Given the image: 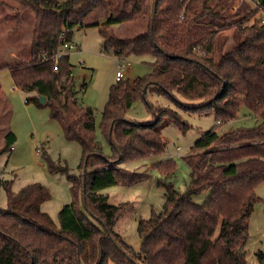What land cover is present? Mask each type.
I'll return each mask as SVG.
<instances>
[{"label":"trees","instance_id":"obj_1","mask_svg":"<svg viewBox=\"0 0 264 264\" xmlns=\"http://www.w3.org/2000/svg\"><path fill=\"white\" fill-rule=\"evenodd\" d=\"M2 6L16 13L10 26L19 29L27 10L34 23L25 59L4 61L0 70L6 69L14 88L28 94L27 103L49 110L64 138L80 146L82 160L80 173L67 177L73 202L59 211L58 228L41 210L50 198L44 186L32 183L14 193L12 181L0 177V191L7 193V209L0 208V264H247L249 219L261 202L255 189L264 181V24L256 19L264 0H0ZM137 20L147 27L141 35L123 39L112 30ZM86 28H98L103 49L119 59H155L150 75L110 88L100 128L113 148L111 158L94 141L92 109L76 102L69 56L55 58L75 30ZM227 31H232L230 39L218 37ZM148 90L201 102L186 109L212 112L217 125L235 120L241 107L259 122L251 129L218 134L216 127L201 135L184 159L190 181L182 194L166 182L173 162L154 166L164 177L158 185L166 200L160 213L138 222L141 248L135 252L113 231L122 207L100 192L147 178L119 164L162 153L161 131L167 124L186 129L166 108L154 110L151 124L125 120L126 111ZM10 109L0 85V120L6 118L7 124ZM15 142L7 129L0 156L9 157ZM42 157L51 174L67 171L46 153ZM206 191L204 203L195 204L192 197ZM256 257L264 264V252Z\"/></svg>","mask_w":264,"mask_h":264},{"label":"rangeland","instance_id":"obj_2","mask_svg":"<svg viewBox=\"0 0 264 264\" xmlns=\"http://www.w3.org/2000/svg\"><path fill=\"white\" fill-rule=\"evenodd\" d=\"M58 1L62 3L68 0ZM237 5L236 2L234 4L236 9ZM234 7L232 12L236 10ZM15 14L9 8L7 10L3 6L0 7V64L9 59L2 48V44H5L2 37L7 31L11 38L19 33L22 41L17 49L24 53V58L29 53L34 14L29 10L23 13L20 29L10 26L11 21L14 23ZM259 16L260 14L257 13L256 19ZM4 22H7L8 26ZM112 30L118 37L124 39L145 33L147 27L137 20L113 26ZM231 34L232 31H227L220 33L218 37L227 36L230 39ZM71 39L79 47V50L68 53L69 62L72 65L76 102L92 109L95 124L92 132L94 141L101 146L103 156L111 158L113 148L101 132L100 125L110 88L116 83L115 74L118 70L122 71V81L131 83L137 78L150 75L153 72L155 59L152 55H129L122 59L115 57L111 51L103 49L98 28L75 30ZM229 43L223 46L224 50ZM10 47L13 46L10 44ZM0 85L11 108L12 119L8 124L5 121L6 118L0 120V147L4 144L7 129H10L17 137L9 160L5 154L0 156V177L12 181L11 190L14 193L32 183L44 186L50 198L42 204L41 210L58 228L59 211L63 206L73 202L72 185L67 177L76 176L81 171L79 169L82 160L81 148L78 143L64 138L58 124L50 118L46 107L39 108L33 104H25L28 94L14 88L10 73L5 69L0 70ZM201 105V102L189 101L176 92L165 94L148 90L145 97L137 99L125 113L127 122L151 124L154 121V110L166 108L177 114L181 118V123L186 126V129L182 130L178 125L169 122L170 124L163 127L161 131L164 145L162 153L149 158L127 160L119 164V168L123 170L146 173L147 178L131 185L118 183L100 192L108 197L110 204L122 207L113 231L135 252H139L141 248V238L137 232L138 222L146 221L153 214L160 213L166 200L164 188L158 185V181H164V177L154 166L160 161H172L175 170L166 182H171L174 189L182 194L190 181V169L184 159L192 154L191 147L201 135L216 127L218 134L237 128L251 129L259 122L245 107H241L235 120L222 125H217L212 112H192L186 109ZM43 153H46L49 160L58 164L59 167L66 168L67 171L51 174L47 169L46 160L42 157ZM255 192L261 202L255 205L249 219V237L243 250L247 264H258L256 253L264 252V181L257 186ZM208 194V191L202 192L193 196L192 200L195 204L202 205ZM0 208L7 209V193L3 189L0 191Z\"/></svg>","mask_w":264,"mask_h":264},{"label":"crops","instance_id":"obj_3","mask_svg":"<svg viewBox=\"0 0 264 264\" xmlns=\"http://www.w3.org/2000/svg\"><path fill=\"white\" fill-rule=\"evenodd\" d=\"M4 24L8 26L7 22H4ZM20 26H19V29H20ZM2 38H3L4 43H5V44H2V48H4V54H5V56H7V58H9V59H6L5 61H9V60H12V59H25L24 58V56H25L24 53L22 54V52L19 49H17L18 48V44L22 41L21 36L19 35V33L15 37L11 38L10 34L8 35V31H7V33H5V35H3ZM10 44L13 46L12 48L10 47ZM25 104L26 105H31V103H27V102H25ZM41 108H44V107H41ZM10 121H12V119ZM58 127L60 128V131H61V127H60L59 124H58ZM14 135H15V133H14ZM15 137H16V135H15ZM16 140H17V137H16ZM9 158H10V156L8 157V160H9Z\"/></svg>","mask_w":264,"mask_h":264},{"label":"built area","instance_id":"obj_4","mask_svg":"<svg viewBox=\"0 0 264 264\" xmlns=\"http://www.w3.org/2000/svg\"><path fill=\"white\" fill-rule=\"evenodd\" d=\"M238 6V5H237ZM234 9H236V7H234ZM260 23L261 24H264V11L262 10V8H260ZM72 50H79L78 46L76 44H74L73 42H64L59 50L57 51L56 55H55V58L56 59H60V58H63L65 56L68 55V53ZM123 78V73L122 71H117L116 74H115V81L116 82H119L121 81ZM177 150H179V148H177Z\"/></svg>","mask_w":264,"mask_h":264},{"label":"water","instance_id":"obj_5","mask_svg":"<svg viewBox=\"0 0 264 264\" xmlns=\"http://www.w3.org/2000/svg\"><path fill=\"white\" fill-rule=\"evenodd\" d=\"M38 99H39L40 104H44L45 103V98L43 96H39ZM110 134H111V132H110ZM83 173H85V168L83 169ZM83 206H85L84 201H83ZM108 236H109V239L113 242V244L116 245L115 242H114V240L112 239V237L110 235H108ZM117 249H119V247H117Z\"/></svg>","mask_w":264,"mask_h":264}]
</instances>
